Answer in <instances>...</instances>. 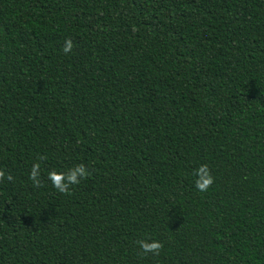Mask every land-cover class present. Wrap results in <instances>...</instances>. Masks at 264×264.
Masks as SVG:
<instances>
[{
	"label": "trees",
	"instance_id": "obj_1",
	"mask_svg": "<svg viewBox=\"0 0 264 264\" xmlns=\"http://www.w3.org/2000/svg\"><path fill=\"white\" fill-rule=\"evenodd\" d=\"M0 170V264H264V0H0Z\"/></svg>",
	"mask_w": 264,
	"mask_h": 264
},
{
	"label": "clouds",
	"instance_id": "obj_2",
	"mask_svg": "<svg viewBox=\"0 0 264 264\" xmlns=\"http://www.w3.org/2000/svg\"><path fill=\"white\" fill-rule=\"evenodd\" d=\"M73 48V43L70 39L65 41L63 52L68 54ZM46 157H39V160H44ZM194 175L196 177L194 185L200 192H206L214 183V177L206 164H202L195 170ZM6 173L4 170H0V182L4 181ZM90 176V172L86 166L81 163L75 167L69 168L66 172H57L52 170L48 173V180L52 183L53 187L61 194H68L70 188L73 185H78L82 179H87ZM40 177V163H34L32 165L29 179L33 182L34 187L41 186ZM7 180L12 181L14 177L11 173H7ZM142 254L151 253L152 255H159L163 248V244L157 240H139L137 241Z\"/></svg>",
	"mask_w": 264,
	"mask_h": 264
}]
</instances>
